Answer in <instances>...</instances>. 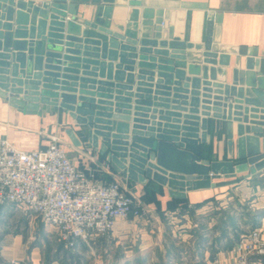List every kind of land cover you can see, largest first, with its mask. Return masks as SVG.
Returning <instances> with one entry per match:
<instances>
[{"label": "water", "instance_id": "water-1", "mask_svg": "<svg viewBox=\"0 0 264 264\" xmlns=\"http://www.w3.org/2000/svg\"><path fill=\"white\" fill-rule=\"evenodd\" d=\"M80 2L98 4L93 19L77 20ZM126 3L141 4L0 0V95L33 111L41 104L68 110L118 171L144 184L168 185L174 196L263 170L264 75L258 61L250 58L241 69L237 57L231 82L225 66L228 53L238 51L214 44L213 18L204 38L187 41L174 32V13L163 19L146 12L138 36L140 11L119 6ZM125 18L129 32L116 21ZM210 119L225 123L239 162L203 154ZM221 176L229 180L211 181Z\"/></svg>", "mask_w": 264, "mask_h": 264}, {"label": "crops", "instance_id": "crops-1", "mask_svg": "<svg viewBox=\"0 0 264 264\" xmlns=\"http://www.w3.org/2000/svg\"><path fill=\"white\" fill-rule=\"evenodd\" d=\"M27 1L42 3L48 0ZM140 2V5H119L140 11V28L134 31L138 36L143 35L146 12L155 17L160 12L163 19L174 13V32L182 34L187 41L204 38L208 20L213 18L214 44L238 51L228 53L231 62L225 66L227 80L232 82L237 57L241 69L254 58L264 75V0ZM79 5L77 20L96 16L98 4L80 2ZM71 17L67 14V19ZM117 20L125 25V32L131 30L128 18ZM151 30L150 33L153 28ZM214 121L210 119L207 142L202 145L203 154L210 159L239 162L235 142L239 137L237 123H234L235 143L230 144L225 123ZM214 123L223 128L214 129ZM3 140L22 150L43 149L57 140L77 165L87 167L98 178L120 182L147 207L148 213L144 217L130 215L118 220L109 234L88 243L80 240L75 247L68 248L59 239L55 227L44 224L15 204L0 203V264H12L13 260H19L20 264H216L219 258L235 255V244L241 233L258 226L251 221L247 223V218L234 210L236 207L224 213L216 205L225 204L223 209L228 208L226 204L233 195L236 197L234 204H239L242 199L239 193L245 189L252 203H263L254 219L259 225L264 223V186H261L264 169L239 173L242 178L232 183L186 190L182 191L184 196H174L168 185L152 179L144 184L118 171L100 146L95 148L89 142L84 126L78 124L68 110L41 104L33 111L14 105L0 95V143ZM226 180L229 179L221 176L211 181ZM170 214H181L185 220L178 222L174 229L168 228L165 222ZM8 223L12 226L5 230Z\"/></svg>", "mask_w": 264, "mask_h": 264}, {"label": "built area", "instance_id": "built-area-1", "mask_svg": "<svg viewBox=\"0 0 264 264\" xmlns=\"http://www.w3.org/2000/svg\"><path fill=\"white\" fill-rule=\"evenodd\" d=\"M0 203L15 204L55 227L68 248L109 234L118 220L148 213L120 182L98 178L77 165L57 140L33 150L19 149L8 140L0 143ZM216 264H264V223L241 233L235 255Z\"/></svg>", "mask_w": 264, "mask_h": 264}, {"label": "rangeland", "instance_id": "rangeland-1", "mask_svg": "<svg viewBox=\"0 0 264 264\" xmlns=\"http://www.w3.org/2000/svg\"><path fill=\"white\" fill-rule=\"evenodd\" d=\"M261 186H264L263 182H261ZM239 194H240L239 195L240 198H242L241 201L239 202V204H234L236 202L235 201L236 197H235V195H233V197L231 199H229L228 203L226 204V206H228V208L223 209V207L225 208V204L221 205V204L218 203L216 205H218L219 208H220V211H222V212L224 211V213L229 211L228 209L230 207L231 208L236 207L234 210L238 211L237 213L239 215L241 214L242 217L245 216L247 218L246 219L247 223L251 221V222H254L256 225H259V224H257L258 223L257 219L256 218L254 219V217L261 210V208L263 206V203H261V202H259L258 204L252 203V199H251L252 197L251 198L248 197L250 195H248L246 189L244 191H241V193H239ZM207 215H212V214L211 213H207ZM182 216L183 215H181V214H178V215L170 214V215L166 216V222L165 223L167 224V227L168 228H172L173 227V229H174L175 228L174 226L176 224H178V222H179V224L182 223L181 221L184 219V217H182ZM10 226H12L11 223L5 224V227H4L5 230H9ZM1 232L2 231L0 230V233Z\"/></svg>", "mask_w": 264, "mask_h": 264}]
</instances>
